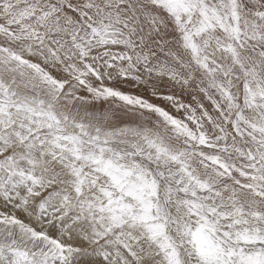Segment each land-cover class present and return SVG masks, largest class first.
<instances>
[{
    "label": "snow or ice",
    "instance_id": "6c2138e0",
    "mask_svg": "<svg viewBox=\"0 0 264 264\" xmlns=\"http://www.w3.org/2000/svg\"><path fill=\"white\" fill-rule=\"evenodd\" d=\"M0 264H264V0H0Z\"/></svg>",
    "mask_w": 264,
    "mask_h": 264
}]
</instances>
